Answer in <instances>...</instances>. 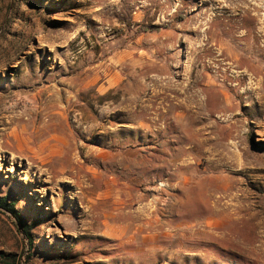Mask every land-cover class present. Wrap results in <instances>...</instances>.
<instances>
[{"label": "rangeland", "instance_id": "rangeland-1", "mask_svg": "<svg viewBox=\"0 0 264 264\" xmlns=\"http://www.w3.org/2000/svg\"><path fill=\"white\" fill-rule=\"evenodd\" d=\"M245 7L0 0V197L28 226L0 208V264H264V5Z\"/></svg>", "mask_w": 264, "mask_h": 264}, {"label": "bare ground", "instance_id": "bare-ground-1", "mask_svg": "<svg viewBox=\"0 0 264 264\" xmlns=\"http://www.w3.org/2000/svg\"><path fill=\"white\" fill-rule=\"evenodd\" d=\"M239 1V0H238ZM244 5H246V7L244 8V12H243V14L241 15V18L240 19H242V21H243V23L244 24H247V23H250V22H252L253 20H259V10L261 9V6L262 5H264V0H253V1H256V4L254 3V4H250L249 2H248V0H240ZM263 8V7H262ZM249 11H255V13L256 14H253V15H251L250 13H249ZM261 23L263 24V32H264V17L262 18V20H261ZM260 37H261V35H259V36H256L255 37V39H253V40H251V45L252 46H254V44H256V47H255V50H253L254 51V53L252 54V55H250V59H249V63H248V69L250 70V71H252V72H257V70H258V67H257V65H255V63L257 62V57L259 56L258 54H259V49L258 48H260L261 47V49H264L263 47H264V40H262V39H260ZM264 55V54H263ZM263 68H264V65H263ZM251 72V73H252ZM166 86V88H169L170 87V84H169V82H167V84L165 85ZM48 88V87H47ZM165 88V87H164ZM44 89V88H43ZM60 91L59 90H51V92H50V94H48V96H47V101L46 102H48V104H50L51 103V105H57V102H58V99H60L59 98V96H60ZM70 99H67V103H70ZM94 109H96V108H93V110ZM90 110V109H89ZM17 117V116H16ZM19 117V116H18ZM87 118V117H86ZM18 120L20 119V118H17ZM80 119H81V123H83L82 122V119H84V117L83 116H81L80 117ZM17 120V121H18ZM88 120V119H87ZM87 120L85 121V122H87ZM76 121V120H75ZM104 122V121H103ZM79 124V123H78ZM102 125L103 124H91L90 126H88V131L89 132H93L94 130H96L97 128H102ZM22 126V125H21ZM23 127H24V125H23ZM35 130V129H34ZM38 130V129H37ZM23 131V130H22ZM24 131L26 132V130H25V127H24ZM57 132V131H56ZM14 134V133H13ZM23 134H24V132H23ZM50 134V133H49ZM52 135V134H51ZM54 135V134H53ZM18 137V139H19V141L20 142H23L25 145H29V144H33L35 141H34V139L32 140L31 138H28V137H26V138H24V137H22L21 136V133H19V132H16V138ZM36 140L38 139V137L37 138H35ZM40 139V138H39ZM51 141H54V143L53 142H51ZM59 143H62V139L57 135V136H54V137H52V138H50V139H46V140H44V141H42V142H40L36 147H37V150L38 151H40V152H44V151H48L49 153H56V152H58L59 151ZM62 147V146H61ZM60 147V148H61ZM69 147V146H68ZM32 148V147H31ZM63 151V150H62Z\"/></svg>", "mask_w": 264, "mask_h": 264}, {"label": "trees", "instance_id": "trees-1", "mask_svg": "<svg viewBox=\"0 0 264 264\" xmlns=\"http://www.w3.org/2000/svg\"><path fill=\"white\" fill-rule=\"evenodd\" d=\"M0 208L6 209L12 212L17 218V220L19 221L20 225L22 226L23 231L27 232L28 226L25 224L23 217L19 215V213L16 210H14V203L8 202L5 196H1L0 197Z\"/></svg>", "mask_w": 264, "mask_h": 264}]
</instances>
